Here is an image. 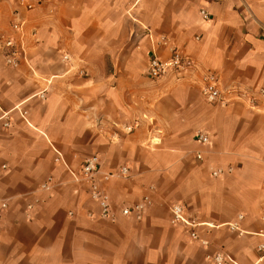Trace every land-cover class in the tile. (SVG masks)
Wrapping results in <instances>:
<instances>
[{"label": "crops", "instance_id": "obj_1", "mask_svg": "<svg viewBox=\"0 0 264 264\" xmlns=\"http://www.w3.org/2000/svg\"><path fill=\"white\" fill-rule=\"evenodd\" d=\"M262 25L264 0H1L0 38L22 52L17 67L0 52V264H264ZM171 48L195 70L148 77ZM204 70L239 98L208 103ZM93 155L128 169L102 182L113 219L76 177ZM144 197L140 219L121 213Z\"/></svg>", "mask_w": 264, "mask_h": 264}, {"label": "built area", "instance_id": "obj_2", "mask_svg": "<svg viewBox=\"0 0 264 264\" xmlns=\"http://www.w3.org/2000/svg\"><path fill=\"white\" fill-rule=\"evenodd\" d=\"M1 1V0H0ZM21 7L26 10L34 8L40 0H18ZM200 14L204 19L209 18V13L205 9H200ZM23 22L15 14V19L12 22V29L15 32H20ZM261 33L264 34V25L260 28ZM157 43L166 44V38L161 36ZM0 52L2 53L6 63L12 67H17L19 64L20 54L22 52V46L13 36H5L0 38ZM196 63L193 58L182 53L176 48L170 49V54L167 58L162 59L156 55L150 56L146 65L147 76L152 79H159L165 76H173L177 79L182 78L187 72L195 70ZM200 92L203 98L211 104L225 105L233 99L239 98L236 90L234 88L222 89L218 75L210 70H204L201 75V86ZM260 92L264 94V89ZM252 101L251 99L249 100ZM7 124V123H6ZM127 131L132 130V126H125ZM196 138L201 143H207L208 137L202 132H197ZM197 158H201L200 154H197ZM100 162L97 156L93 155L87 157L81 164L78 176L81 181L87 184L89 196L97 201L101 208L102 217L113 219V211L108 202V197L105 189L102 187V182L108 180L113 176L125 178L128 176L127 167H120L119 170L109 173L100 174ZM217 172H213L216 175ZM148 202V198L144 197L140 203H137L131 207H126L121 209V213L124 215L134 214L136 219L141 218V213ZM6 208L5 203L0 204V219L2 212ZM171 212V222L173 224H181L186 227L189 231V235L192 239H197L198 234L196 232V227L201 225V222H195L186 219L182 214V207L178 204H172L169 207ZM231 225V227H233ZM258 251L260 256L258 260L264 259V244L258 245ZM208 259L212 264H236L232 262L225 253L221 250L210 254Z\"/></svg>", "mask_w": 264, "mask_h": 264}]
</instances>
